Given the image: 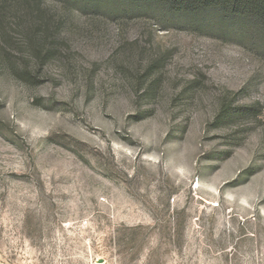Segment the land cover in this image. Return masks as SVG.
Returning a JSON list of instances; mask_svg holds the SVG:
<instances>
[{"label": "rangeland", "instance_id": "rangeland-1", "mask_svg": "<svg viewBox=\"0 0 264 264\" xmlns=\"http://www.w3.org/2000/svg\"><path fill=\"white\" fill-rule=\"evenodd\" d=\"M23 29L0 26V264H264L260 31L75 14L40 69Z\"/></svg>", "mask_w": 264, "mask_h": 264}, {"label": "trees", "instance_id": "trees-1", "mask_svg": "<svg viewBox=\"0 0 264 264\" xmlns=\"http://www.w3.org/2000/svg\"><path fill=\"white\" fill-rule=\"evenodd\" d=\"M150 11L164 13L171 20L178 15L197 18L213 11L232 21H249L260 31L264 50V0H0V26L4 31L10 23L24 28L41 69L56 53L54 43L60 38L61 27L75 14L120 20Z\"/></svg>", "mask_w": 264, "mask_h": 264}]
</instances>
